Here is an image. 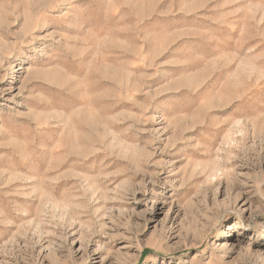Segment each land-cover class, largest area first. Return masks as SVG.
Segmentation results:
<instances>
[{
  "label": "rangeland",
  "instance_id": "1",
  "mask_svg": "<svg viewBox=\"0 0 264 264\" xmlns=\"http://www.w3.org/2000/svg\"><path fill=\"white\" fill-rule=\"evenodd\" d=\"M0 264H264V0H0Z\"/></svg>",
  "mask_w": 264,
  "mask_h": 264
}]
</instances>
